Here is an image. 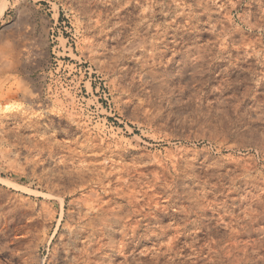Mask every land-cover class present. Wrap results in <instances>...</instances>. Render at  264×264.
I'll return each instance as SVG.
<instances>
[{"label": "rangeland", "instance_id": "rangeland-1", "mask_svg": "<svg viewBox=\"0 0 264 264\" xmlns=\"http://www.w3.org/2000/svg\"><path fill=\"white\" fill-rule=\"evenodd\" d=\"M7 4L0 264H264V0Z\"/></svg>", "mask_w": 264, "mask_h": 264}, {"label": "bare ground", "instance_id": "bare-ground-1", "mask_svg": "<svg viewBox=\"0 0 264 264\" xmlns=\"http://www.w3.org/2000/svg\"><path fill=\"white\" fill-rule=\"evenodd\" d=\"M7 0H0V16L5 12V9H6V7H7ZM8 61V60H7ZM7 64H8V66L10 67V65H11V67H12V61H9V62H7ZM13 66H15V65H13ZM8 67V68H9ZM7 94V93H6Z\"/></svg>", "mask_w": 264, "mask_h": 264}]
</instances>
